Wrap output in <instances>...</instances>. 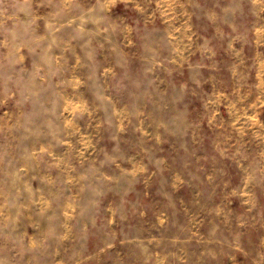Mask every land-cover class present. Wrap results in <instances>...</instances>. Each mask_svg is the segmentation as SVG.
Returning <instances> with one entry per match:
<instances>
[{"label":"rangeland","instance_id":"1","mask_svg":"<svg viewBox=\"0 0 264 264\" xmlns=\"http://www.w3.org/2000/svg\"><path fill=\"white\" fill-rule=\"evenodd\" d=\"M0 264H264V0H0Z\"/></svg>","mask_w":264,"mask_h":264}]
</instances>
